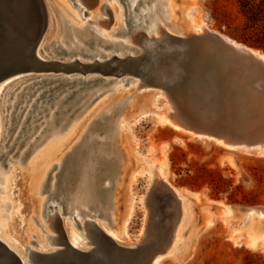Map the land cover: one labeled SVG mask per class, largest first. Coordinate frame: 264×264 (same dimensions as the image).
I'll list each match as a JSON object with an SVG mask.
<instances>
[{
    "label": "bare ground",
    "instance_id": "1",
    "mask_svg": "<svg viewBox=\"0 0 264 264\" xmlns=\"http://www.w3.org/2000/svg\"><path fill=\"white\" fill-rule=\"evenodd\" d=\"M69 1L76 6L74 9L79 13L77 15L78 13L74 10L73 16L79 19L81 15V19L85 20L80 19V21H84L85 24H73V27H70L71 23L67 22L63 27L60 21L61 12L72 6L69 8L66 0H44L48 20L46 31L48 26L52 27V23L58 28L63 27L65 29L64 40L56 43L53 41L43 46L44 39L49 36V33L45 31L36 48V54L41 59L59 60L67 65L35 66L25 73L14 74L0 83L1 98V94L8 85L25 78L10 94L18 89L19 91L8 97L13 100V103L7 105L12 109L8 113L10 117L6 121L8 127L4 135H2L4 133L3 121L2 118L0 119V160L6 157L10 162V164L6 161L0 163V240L16 252L24 264L30 263L29 260L35 251L50 253L66 244L81 250H90L97 237H100L99 233L110 236L118 245L125 247L147 244L149 240L146 226L142 231V236L136 240L131 237L129 231L135 201L132 200L129 203L127 210L118 216L119 219L116 215L118 184L120 179L131 170V167L135 166L136 168L131 173L133 179L138 174L147 175L149 190L160 181L174 194L177 201V213L173 212L176 217L174 221L172 220L173 223L169 224L170 233L166 243L147 257L144 263L160 264L165 257L173 255L179 249L184 239V230L192 218L190 201L181 189L173 187L167 181L169 165L166 155L154 159L147 155L132 153L129 149L121 147L120 137H125L123 128L125 125L140 121L150 113V108L156 106L157 98L163 94L166 96V102L160 110L155 111L161 125H167L175 131L192 134L198 138L212 139L229 149L264 150V82L258 78L238 74L236 69L227 70L226 63L220 59L218 54L217 61H214L216 57L208 54L205 44L210 43L209 32H211L219 35L224 42L235 44L237 53L249 52L262 64H264V52L209 28L205 20L198 16L194 4H186L182 0H110L113 8V21L109 28L112 25L116 28L109 33L96 27L95 17H90L92 13L87 15V9L84 10L83 6L86 2L96 7L101 0H95V4L92 0ZM179 38L196 42L197 46L199 43L204 44L201 50L190 47L188 56H193V59L199 60L198 63H203L202 67L206 68V77L209 78L207 83L208 81L213 83L216 78L218 79V89L224 94L218 110L210 106L211 101H214L219 93L215 92L214 87H210V91L206 89L208 91L202 93L199 100L190 92L187 85L182 84L181 88L178 81L182 79L187 70L177 62L178 70L175 74L164 71L161 76L156 73L157 64L149 66L148 71H151V74L149 76L143 74L146 80L140 75L130 73L118 75L115 72H103L95 66L84 69L72 65L75 60L93 63L96 59L105 61L114 55L125 58L141 56L150 51L169 53L171 44L176 42L175 40L180 41ZM179 41L177 44L180 48L187 47ZM169 60L175 61L174 59ZM197 65L194 67L201 72L203 68L200 69ZM67 66L70 68H65ZM193 71L190 74H193ZM37 76L40 78L36 80ZM122 77L125 78L124 81ZM163 77L171 82L163 81ZM223 80L224 89L221 86ZM250 84L256 86L255 89L259 93L257 95L261 94V98L252 97ZM139 86L148 88L147 92H136L135 87ZM102 88L106 89L101 91ZM130 89L133 92H130ZM100 91L99 95L103 94V97H99L95 103H93L95 98L89 100V96ZM212 91L215 94H211ZM125 94L129 97L118 104L117 100L119 101ZM84 96L88 97L87 100L90 103L75 115L66 127L64 123L56 127L57 119L63 118V115L73 105L71 103L72 105L65 106L66 102L72 99L78 103ZM142 98L144 102H140ZM114 100L118 105L109 111L111 113L93 119L82 133L84 120L89 119L95 110L109 105ZM192 100H195L196 106L202 110L200 115L205 119L202 122L203 126L212 128L219 134L196 131L183 123L189 119L190 109H194ZM20 103L23 105L21 106ZM17 106L20 111L13 116ZM210 109L216 111L212 112L213 110ZM42 113L44 114L40 115ZM66 116L64 117L67 121L71 115ZM110 116L112 119L109 127L105 130L101 129V126H98L99 123H104V120ZM42 117L46 119L41 120L39 124H34ZM18 118H20V123L15 125L14 122H18ZM43 122L45 125L40 127ZM48 126L54 128L51 134L49 137L43 136L40 145L33 150L31 147L34 141L29 142L28 138L36 133L35 130H44ZM94 126L95 130H92L91 127ZM77 145L80 146L75 151ZM70 150L75 152L66 162L65 157ZM9 155L11 156L8 157ZM14 156L16 159L11 162L10 159ZM25 160L26 164L23 163ZM66 163L68 167L66 166L63 171ZM2 164L5 169L1 166ZM17 167L20 169L19 175L28 187L27 198L31 203L28 217L21 211L22 199L24 200L25 196H16L12 191L16 181ZM69 167L71 170L68 169ZM90 172L94 177L91 182H88L86 176ZM78 188L81 195L74 196ZM81 197L87 200L85 208L78 203L80 202L78 198L81 199ZM95 202H98L99 206H95ZM95 208L97 213H95ZM18 214H21L20 220L23 223L20 230L17 221ZM169 214L171 216V213ZM246 214L251 220L248 227L250 238L248 244L254 247L261 242L264 245V227L261 225L264 213L249 209ZM95 216L102 219L100 226ZM24 221L27 223L24 224ZM50 229H53L56 235L50 233ZM70 232L74 236L78 235L76 239L80 246L71 241ZM86 235L89 236V240L84 238ZM20 242L25 246H22ZM56 245L60 247H52Z\"/></svg>",
    "mask_w": 264,
    "mask_h": 264
},
{
    "label": "rangeland",
    "instance_id": "2",
    "mask_svg": "<svg viewBox=\"0 0 264 264\" xmlns=\"http://www.w3.org/2000/svg\"><path fill=\"white\" fill-rule=\"evenodd\" d=\"M66 1L69 3V8L71 6L72 8L61 12L60 21L63 27H65L67 22H69V24L71 23L70 27H73V24H83L84 21H80L81 15L79 19L73 16L72 12L75 10L74 8L76 6L69 0ZM92 1L93 4H95V0ZM182 1L186 4L193 3L196 7L198 16L205 20L209 28L217 30L237 42L264 52V0ZM110 2V0H101L96 7H92L86 2L83 3L84 10L87 9V15L92 13L90 17H95L96 27L106 33L116 28L115 25L109 28V25H111L113 21V8ZM19 4L29 16H33L36 19L38 18L39 9L32 0H19ZM76 13L78 12L76 11ZM68 15L71 16L69 17ZM77 15H79V13ZM81 20L85 19L82 18ZM63 27L58 28V26H54L53 23L52 27L48 26L46 32L49 33V36L44 39L42 45L44 46L47 43L51 44L53 41L55 43L60 40L63 41V32L65 31ZM165 60L168 61L157 63V75L161 76L164 71L175 74L178 70L176 61H171L169 59ZM65 68L70 67L67 66ZM38 78H40V76H37L35 79L37 80ZM124 79L125 78H123V81ZM24 80L25 78H22L8 85L1 94L0 119L2 118L4 130L2 135L7 133L5 129H7L8 123H6V121L9 119L10 115L8 113L12 109L11 106L7 107V105L13 103V100L8 97L12 94H10V92ZM249 88L252 90L250 92L253 98L262 97L261 94V97L257 95L259 93L255 89L256 86L250 84ZM104 89L106 88H102L101 91ZM132 90L134 89L132 88ZM132 90L130 89V92H133ZM147 90L148 88L145 86L135 87L136 92L143 91L141 93H146ZM18 91L19 89L14 91L12 95L16 94ZM101 91L93 96H89V100L91 101L95 98L93 101V103H95V101L103 95H99ZM127 97H129V95L125 94L123 98L119 101L117 100L118 104L125 101ZM83 98L81 99L82 101H79L80 103H75L72 99L66 102L67 105L65 104V106L73 104L74 107L72 105L70 110L63 115V118L57 119L56 127H59L63 123L66 127L67 123L90 103V101L87 100L88 97L84 96ZM157 99V104L156 106L154 105L153 108H150V113L144 116L140 121L124 126L125 137H123L124 139L120 137L119 142L123 149H129L132 153L147 155L154 159H159V157L166 155L169 165L167 181L173 187L181 189L190 201L192 218L184 230V239L180 243L179 249L173 255L165 257L160 264H264V245L261 242L257 243L254 247L248 244V239H250L248 227L251 220L246 214V211L249 209H255L258 212L261 211L264 213V150L257 148L253 150H246L245 148L229 149L217 144L212 139L198 138L192 134L175 131L167 125H161L155 111L160 110L164 106L166 96L162 94ZM140 102H144V99L142 98ZM118 104H116L114 100L109 105L95 110V113L89 119L84 120L81 128L82 133L88 128L93 119H97L102 115H108L111 113L109 111ZM20 105L22 106L23 104L20 103ZM18 106L13 116L20 111L19 107L21 106ZM43 114L44 113L40 115ZM68 114L71 116L66 121L64 116H69ZM45 119V117H42V119L35 121L34 124H39L41 120L44 121ZM111 119L112 116L106 118L104 123H99L98 126H101L100 128L103 130L107 129ZM19 120L20 118H18V122L15 121L14 124L19 125ZM44 125L45 122H43L40 127ZM53 129L54 128L51 126H48L44 130H35L36 133L34 132L35 134L27 140L29 142L34 141L31 148L34 150L35 147L39 146L44 138L43 136L49 137ZM91 129L95 130V126L91 127ZM35 137H37L36 140ZM77 146L75 151L80 145ZM125 146L127 148H124ZM24 148L20 151L22 152ZM75 151H69L65 157L66 162ZM10 156L11 155L8 157ZM14 159H16V156L11 158L10 161L14 162ZM5 161L10 164L6 157L0 160V163ZM23 163L26 164V160ZM66 164L63 166V171L66 166L68 167V164ZM11 165L13 166V164ZM1 166L5 169L3 164ZM135 168V166L131 167V170L125 174V177L120 179V183L117 187L118 190H116V215L117 217L120 216L121 213L127 210L129 203L132 200L135 201L129 226L131 237L134 240L140 238L146 226L149 241L147 244H143L139 248L125 254V264H144L146 258L157 248L163 247L170 233V225L173 223L176 217L175 214L177 213V201L175 197L171 198L167 195V191H165L167 188L164 184L159 181L155 184L156 186H153L149 190L147 175L138 174L135 179L131 177V173ZM68 169L71 170V167ZM19 171L20 169L17 167L15 172L16 181L15 184H13L12 191L16 196H25L24 200L22 199L23 208L21 211L28 217V213H30L29 206L31 205L29 198H27L28 187L27 184L24 183L23 178L19 175ZM86 177L88 182H91L94 176L93 173L90 172ZM75 195H81L79 188L76 189L74 196ZM78 199L80 201L78 203L82 208H85L87 200H84L85 198L82 197ZM173 200L175 202H173ZM95 206H99V203L95 202ZM169 206L173 209H169ZM95 213H97V209ZM169 213H171V216ZM70 214L71 212L69 215ZM20 218L21 214H18L17 221L19 230L23 225ZM95 219L100 226L102 224V219L96 216ZM118 219L116 221H118ZM26 221H24V224L27 223ZM261 222L262 227H264V220ZM64 227L63 225V228ZM49 231L53 235H56L53 229ZM70 234L69 238L71 241L80 246L78 244L79 241L76 239L78 235L74 236L72 232H70ZM98 235L102 236L101 233ZM34 237L37 238L36 236ZM84 238L87 240L90 239L88 235ZM20 243L22 246H25L22 242ZM52 247L58 248L60 246L56 245ZM140 257L143 258L138 262Z\"/></svg>",
    "mask_w": 264,
    "mask_h": 264
},
{
    "label": "water",
    "instance_id": "3",
    "mask_svg": "<svg viewBox=\"0 0 264 264\" xmlns=\"http://www.w3.org/2000/svg\"><path fill=\"white\" fill-rule=\"evenodd\" d=\"M32 1L39 9L37 19L25 12L24 8L19 4V0H0V83L14 74L25 73L35 66H45L46 64L67 65L59 60L45 61L36 54V48L46 31L48 20L44 0ZM209 36L210 43H206L205 47L208 48V54L216 57L214 61H217L218 54L220 59L226 63L227 70L236 69L238 74H243L245 77L258 78L264 82V64L249 52L237 53L236 45L224 42L219 35L209 32ZM179 39L180 41L175 40L176 42L171 44L169 53L159 51L152 53L150 51L141 56H127L125 58L114 55L105 61L96 59L93 63L75 60L72 65L84 69L95 66V68H99L103 72H115L118 75L130 73L143 77L146 74L148 76L151 74V71H148L149 66L168 61L165 60L167 58L174 59L181 67H185L187 70L182 79L178 81V84L180 86L182 84L187 85L189 90H191L190 92L196 95L197 100L202 97V93L204 94L210 87H214L216 89L215 92L219 93L215 100L211 101L210 106L218 110L224 95L218 89V79L216 78L213 83L209 81L207 83L209 78L206 77V68L202 67L203 63H198L199 60L193 59V56H188L190 47L201 50L204 44L199 43L198 47L196 42H189L185 38ZM184 40L186 41L183 42ZM178 41L179 43L183 42V45L187 47L180 48L177 44ZM195 65L204 70L201 69V72L197 71L196 67H194ZM191 71L194 73L190 74ZM164 78L166 77L162 78L163 81L171 82L168 78L166 80ZM143 79L146 80L144 77ZM221 86L224 89V80ZM215 92L212 91L211 94H215ZM194 101H191L194 109H190L189 119L183 121V123L196 131L219 134L218 131L203 126L202 122L205 119L200 115L202 110L196 106L197 103L195 102V104ZM215 109L210 110L214 112L216 111ZM165 191L171 198L174 197L171 191ZM140 246H121L110 236L102 234V236L97 237L94 246L90 250L85 251L66 244L64 247L50 253L35 251L29 260V264H125L126 257L124 255ZM142 258L140 257L138 262ZM0 264H24L19 255L2 240H0Z\"/></svg>",
    "mask_w": 264,
    "mask_h": 264
}]
</instances>
